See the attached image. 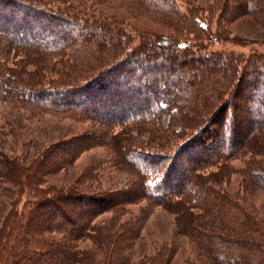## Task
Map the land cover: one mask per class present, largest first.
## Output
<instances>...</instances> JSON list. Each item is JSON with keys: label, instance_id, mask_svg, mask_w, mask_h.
I'll return each mask as SVG.
<instances>
[{"label": "trees", "instance_id": "16d2710c", "mask_svg": "<svg viewBox=\"0 0 264 264\" xmlns=\"http://www.w3.org/2000/svg\"><path fill=\"white\" fill-rule=\"evenodd\" d=\"M57 1L0 0V101L106 128L117 124L110 136L136 179L113 192L44 185V176L97 145L95 133L63 140L27 165L0 149V191L11 186L15 194L0 221V264H173L176 238L192 244L204 264H264V223L247 198L254 188L264 190V165H243L233 190L223 179L235 169L212 165L264 154V53H204L184 41L175 47L166 36L133 45L131 30L89 15L82 0ZM118 1L180 21L173 0ZM218 11L264 24V0H222ZM195 24L200 31L209 26L199 17ZM156 45L165 47L163 71L171 80L159 81L162 64L136 53ZM17 52L26 64L8 67ZM4 123L0 136L8 132ZM206 125L215 127L211 147L202 142ZM161 128L180 139L173 150L129 141L132 130L137 136ZM154 136L148 142L165 138ZM182 154L190 164L178 165ZM156 207L173 216L172 238L135 258L132 245Z\"/></svg>", "mask_w": 264, "mask_h": 264}, {"label": "rangeland", "instance_id": "374dc122", "mask_svg": "<svg viewBox=\"0 0 264 264\" xmlns=\"http://www.w3.org/2000/svg\"><path fill=\"white\" fill-rule=\"evenodd\" d=\"M66 4L77 5L80 0H65ZM85 10L89 15L104 18L107 21L116 20L118 24L109 27L125 28L131 30L130 42L133 45L139 43H150L163 36L168 37L173 46H178V42L184 41L190 49L199 52L223 51L234 54L241 53L248 56L251 53H264V24L246 14L229 16L220 15L218 9L222 0H173L175 8L181 14L180 21L174 23L171 20L162 18L149 12L142 11L140 7L132 3L131 8L118 0H82ZM56 3H59L55 0ZM90 7V8H89ZM92 11H91V10ZM195 17H199L208 23V27L198 30L195 24ZM216 34H211V30ZM165 46V45H164ZM200 49H196L197 47ZM146 49L136 50L137 55L145 54L148 60L154 63H161L163 68L159 73V81L171 80L164 71H168V65L163 63L161 55L165 54V47L151 46ZM147 49L154 50L153 56ZM13 55L12 60L5 64L8 67L17 68V63H21V53ZM141 53V54H140ZM154 57V58H153ZM153 60V61H152ZM15 62V65L13 64ZM26 63H21V65ZM164 70V71H163ZM200 71H194V77ZM187 74V73H185ZM198 79H192L191 83H196ZM203 83V80L201 79ZM205 84V83H204ZM10 103V104H9ZM166 119H163L165 124ZM5 125L7 133L0 136V149L12 158L14 156L22 159V164L27 165L45 150L57 145L63 140L76 137L84 132L95 133L97 145L82 151L78 157L67 168L44 176V185H51L55 188L76 187L83 192H113L122 188L130 180L136 179L124 165H128L121 148L114 141V136L119 131L117 124L106 128L92 121H82L63 117L52 111H38L27 107H19L13 102L0 101V126ZM150 126L143 124L140 128ZM157 127V126H156ZM207 134L202 138L206 147H211L214 139L215 127L205 126ZM105 133L103 134V131ZM135 130L131 131L132 138L129 139L135 146L141 149H153L158 153H165L176 148L180 139L172 130L157 129V131L147 133L141 132L136 136ZM111 135V136H110ZM165 137L154 139L148 142L149 136ZM154 136V137H155ZM113 138V139H112ZM212 140V141H211ZM199 146L198 144H196ZM196 145H192V148ZM163 146V148H162ZM163 149V150H162ZM191 149V148H190ZM162 157H158L157 162L161 164ZM256 163L264 165V154L250 155L241 153L239 156L230 158L223 163H213L212 165H231L233 170L228 172L223 179L227 181L224 186L228 190H233L241 180L238 173L243 165ZM190 157L182 154L178 165L190 164ZM209 165V164H207ZM215 171L214 167L209 171ZM237 171V172H236ZM247 198L253 203L257 210V216L264 223V190L254 188L247 193ZM14 188L9 186L7 191H0V221L8 210V204L14 198ZM132 208L137 210L138 205ZM174 218L161 208H154L146 216L145 223L141 230L142 236L137 238L132 245L131 254L133 257L150 252L156 243L172 238ZM178 250L174 256L173 264H187L185 260L196 259L197 263L204 264L195 256L193 245L183 238H176ZM202 261V262H200Z\"/></svg>", "mask_w": 264, "mask_h": 264}, {"label": "bare ground", "instance_id": "6f19581e", "mask_svg": "<svg viewBox=\"0 0 264 264\" xmlns=\"http://www.w3.org/2000/svg\"><path fill=\"white\" fill-rule=\"evenodd\" d=\"M212 141V140H211Z\"/></svg>", "mask_w": 264, "mask_h": 264}]
</instances>
